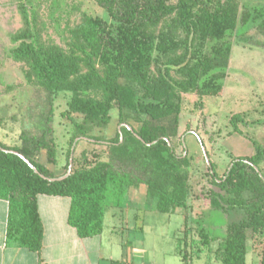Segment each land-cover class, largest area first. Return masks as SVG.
<instances>
[{
  "label": "trees",
  "instance_id": "1",
  "mask_svg": "<svg viewBox=\"0 0 264 264\" xmlns=\"http://www.w3.org/2000/svg\"><path fill=\"white\" fill-rule=\"evenodd\" d=\"M95 1L113 23L84 15L70 29L66 51L42 40L33 1L17 0L22 25L10 35L9 55L23 64L26 83L39 90L49 106L59 92L70 94L67 106L81 119L76 124L80 136L100 140L91 134L93 127L108 125L114 109L120 122L123 112L144 118L138 130L124 124L104 140L106 159L68 174H57L51 117L46 113L35 130L21 131L19 145L0 142L3 149L22 154L46 178L67 174L45 179L18 155L0 149L6 236L30 251L42 246L40 194L70 199L67 223L79 237L99 235L106 207L121 205L131 189L141 186L156 211L186 210L189 160L175 153L166 129L154 122L172 116L177 124L183 93L218 96L222 91L231 46L208 44L223 39L238 24L234 0ZM248 15L262 37L253 44L264 48V4ZM239 122V114L231 116L234 132L241 133ZM253 145L255 153L235 158L222 177L208 171L211 183L225 193L209 199L212 208L225 214V230L218 237L196 219L193 238L184 217V228L175 237V253L184 264L211 252L216 239L220 264H246L247 231L264 239V179L255 169L264 152L255 141ZM259 264H264V243Z\"/></svg>",
  "mask_w": 264,
  "mask_h": 264
},
{
  "label": "rangeland",
  "instance_id": "2",
  "mask_svg": "<svg viewBox=\"0 0 264 264\" xmlns=\"http://www.w3.org/2000/svg\"><path fill=\"white\" fill-rule=\"evenodd\" d=\"M32 1L42 40L66 51L71 45L70 29L84 15L97 16L107 23H113L95 0ZM234 1L238 5V24L233 30L227 31L223 39L208 44L209 47L215 43H228L231 46L220 95L183 93L180 96L178 123L173 122L172 116L154 122L166 129L175 153L189 160L187 209L179 208L178 213L174 214L157 212V217H154L152 214L155 213L148 209L151 206H147V202L152 199H147L143 186L131 189L127 201H122L123 205L127 203L141 207V210L136 208L135 220L145 225L146 245L156 258L162 241L155 234L158 232L169 236L181 233L184 217L188 219L186 225L190 226L193 238H196L193 223L196 219L203 220L201 224L218 237L223 235L225 214L212 208L209 199L215 194L225 193L211 183L208 171L215 173L217 178L222 177L235 158L255 153L254 141L264 152V48L253 44L262 37L249 21L248 15L254 7L263 5L264 0ZM21 25L17 0H0V142L7 146L19 145L21 131L35 130L41 114L46 113L51 117L49 125L56 150L55 167L58 175L106 159L107 149L102 144L104 140L111 138L124 124L138 130L139 120L144 116L123 112L124 122H120L118 111L114 109L108 125L93 127L91 134L100 140L80 136L76 124L81 123V119L71 113L67 106L70 94L59 92L49 106L43 94L26 83L23 64L10 57L9 50L13 45L10 35ZM156 68L157 74L159 67ZM234 114H239L243 119L237 124L241 133L234 132L230 123ZM256 169L264 179V155ZM142 209H146L145 214ZM148 235L153 236L150 238ZM218 240L211 244V252H204L200 258H192L190 264H220L214 252ZM263 243L262 235L254 238L247 231L246 264L260 263ZM164 260L166 264H184L178 255L166 256Z\"/></svg>",
  "mask_w": 264,
  "mask_h": 264
},
{
  "label": "crops",
  "instance_id": "3",
  "mask_svg": "<svg viewBox=\"0 0 264 264\" xmlns=\"http://www.w3.org/2000/svg\"><path fill=\"white\" fill-rule=\"evenodd\" d=\"M147 203L157 217L154 200ZM69 205L68 197L37 196L43 235L40 250L34 252L6 236L7 202L0 199V264H166V256L176 255V233L165 236L157 232L155 237L162 241L158 258L150 251L145 225L135 220L136 208L141 210L139 205L110 203L104 211L101 233L91 237H79L67 223ZM142 211L146 213V209ZM174 213H178L177 209Z\"/></svg>",
  "mask_w": 264,
  "mask_h": 264
},
{
  "label": "water",
  "instance_id": "4",
  "mask_svg": "<svg viewBox=\"0 0 264 264\" xmlns=\"http://www.w3.org/2000/svg\"><path fill=\"white\" fill-rule=\"evenodd\" d=\"M139 138V137H138ZM0 149L1 150H3V151H5V152H11V153H14V154H16V155H18L20 158H22L31 168H32V170L35 172V173H38V171L35 169V167L34 166H32L31 164H30V162L22 155V154H20V153H18V152H16V151H13V150H7V149H3L2 147H0ZM255 169H256V167H255ZM257 170V169H256ZM68 173H69V171H68ZM67 173V174H68ZM39 174V173H38ZM66 174V175H67ZM41 177H43V178H45V179H48V180H56V179H62L63 177H65L66 175H64V176H62V177H58V178H46L45 176H43V175H41V174H39Z\"/></svg>",
  "mask_w": 264,
  "mask_h": 264
}]
</instances>
